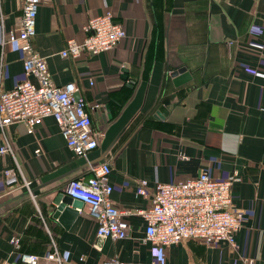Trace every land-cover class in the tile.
<instances>
[{"label": "crops", "instance_id": "obj_1", "mask_svg": "<svg viewBox=\"0 0 264 264\" xmlns=\"http://www.w3.org/2000/svg\"><path fill=\"white\" fill-rule=\"evenodd\" d=\"M23 5L0 0L2 92L24 78L23 53L5 42L21 28ZM106 13L125 39L96 56L61 57L68 40H83L89 19ZM30 43L55 86L75 85L92 128L104 136L96 150L77 157L50 117L32 135L22 124L1 131L10 152L0 157V172L12 169L16 176L0 182V264H23L20 253L43 257L53 250L60 264H264V0H40ZM179 70L189 78L177 86ZM165 100L167 115L156 118ZM106 161L110 199L129 213L130 234L97 250L89 207L65 227L53 218V201L70 180ZM201 172L240 179L232 201L244 225L235 247L146 242L137 212L151 204L136 196L138 182L147 181L151 195L158 183Z\"/></svg>", "mask_w": 264, "mask_h": 264}, {"label": "built area", "instance_id": "obj_2", "mask_svg": "<svg viewBox=\"0 0 264 264\" xmlns=\"http://www.w3.org/2000/svg\"><path fill=\"white\" fill-rule=\"evenodd\" d=\"M39 4L40 0H24L21 28L18 33L9 32L5 39L6 43L17 44L23 53L24 78L12 90L0 91V157L10 152L2 143L4 128L22 124L27 134L32 135L49 117L56 122L67 148L75 156L85 157L99 147L104 131L92 128L89 108L83 98L76 97L75 85L55 86L46 59L33 51L30 41L35 35ZM83 33L81 42L74 39L66 42L61 57L96 56L112 50L126 38V32L113 21L111 13L89 19ZM110 172L109 161L92 164L88 174L70 180L64 189L68 197L89 207L96 223L94 247L97 250H101L107 239L125 240L130 234V225L124 219L129 213L118 209L110 199L113 191L108 182ZM15 176L14 170L5 169L0 172V182ZM239 180L237 173L224 180H214L207 172H201L195 178L158 183L151 195L147 181H139L136 196L150 197L151 204L148 209L137 212L146 225L145 241L157 247L187 241L207 247L221 243L235 247V235L244 225V215L234 209L232 201V188ZM10 243L15 251L19 248L18 238H12ZM19 260L23 264H40L41 261L60 264L55 250L43 257L20 253ZM102 264L130 263L106 260Z\"/></svg>", "mask_w": 264, "mask_h": 264}, {"label": "water", "instance_id": "obj_3", "mask_svg": "<svg viewBox=\"0 0 264 264\" xmlns=\"http://www.w3.org/2000/svg\"><path fill=\"white\" fill-rule=\"evenodd\" d=\"M179 74H185V71L179 70L174 72L173 77L175 78L174 83L178 86L183 80L189 78V75L186 73L184 77H179ZM183 79V80H182ZM77 97V95H76ZM168 105L167 101H163L161 107L158 109L155 117L164 118L167 115L166 106ZM53 204L55 205V211L53 213V218L65 227H68L78 216V210L81 209L83 204L76 200L68 197L65 192H59L55 197Z\"/></svg>", "mask_w": 264, "mask_h": 264}]
</instances>
